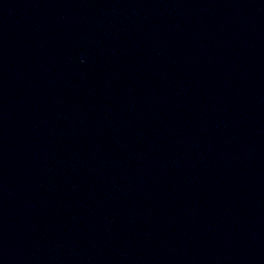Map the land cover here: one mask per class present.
I'll return each instance as SVG.
<instances>
[{"label": "water", "instance_id": "water-1", "mask_svg": "<svg viewBox=\"0 0 264 264\" xmlns=\"http://www.w3.org/2000/svg\"><path fill=\"white\" fill-rule=\"evenodd\" d=\"M0 264H264V198L0 73Z\"/></svg>", "mask_w": 264, "mask_h": 264}]
</instances>
